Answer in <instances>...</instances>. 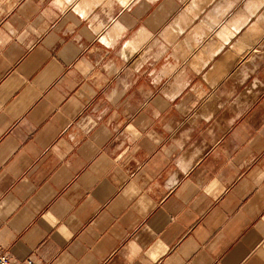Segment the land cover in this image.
I'll return each mask as SVG.
<instances>
[{
	"label": "crops",
	"instance_id": "obj_1",
	"mask_svg": "<svg viewBox=\"0 0 264 264\" xmlns=\"http://www.w3.org/2000/svg\"><path fill=\"white\" fill-rule=\"evenodd\" d=\"M94 14L104 18L101 9ZM115 15L133 32L144 25L151 33L135 37L141 51L127 62L118 50L103 49L73 10L55 12L50 0L0 2V28L10 22L16 31L0 33V202L7 209L0 213L7 243L0 250L15 263L29 256L38 264H264V182L255 179L264 171L260 0H140ZM89 60L93 71L81 76ZM108 60L114 68L105 72ZM121 79L133 85L127 93ZM186 83L169 104L164 93ZM112 89L117 97L109 105ZM105 107L85 135V117ZM129 123L154 131L162 143L144 139L136 151L124 141ZM186 129L191 139L178 153L172 141ZM165 148L172 149L167 159ZM195 148L190 175L166 191L172 160L191 157ZM213 175L227 189L219 199L197 190ZM129 180L138 181L146 213L125 195ZM57 217L62 223L53 226ZM65 224L71 238L61 232ZM136 238L144 251L127 247Z\"/></svg>",
	"mask_w": 264,
	"mask_h": 264
},
{
	"label": "clouds",
	"instance_id": "obj_2",
	"mask_svg": "<svg viewBox=\"0 0 264 264\" xmlns=\"http://www.w3.org/2000/svg\"><path fill=\"white\" fill-rule=\"evenodd\" d=\"M2 2V0H0ZM140 0H92L91 3H85L84 0H50V3L55 10V12L58 13H66L69 10H73L76 13L77 20L81 22H86L87 28L96 36L99 45L108 51L112 50H118L117 55L119 58L127 62L130 59V56L140 52L141 47L140 45L136 44L135 37L144 34L146 37H150L151 33L148 31V29L144 25H139L135 28L134 32L129 28L128 25L122 22L119 16L115 15V10H128L130 11L133 7L138 4ZM261 6L264 7V0H260ZM95 9H101L103 19L101 18V14H94ZM122 15V11H121ZM75 27V24L72 25ZM8 30L12 35H16V31L13 28V25L10 22H6L2 28H0V33L4 32V30ZM33 31H37L33 29ZM78 38V37H77ZM143 41L141 42V44ZM148 51H151V49H148ZM145 56H147V52L145 53ZM158 58V56H157ZM80 63H83V61L78 62L77 67L79 68ZM147 63L145 60L144 63L138 64L135 68V71L139 72ZM93 63L91 60L87 62V70L84 72H81L80 75L87 77L91 72L93 71ZM103 70L105 72H110L114 68V63L112 60H108V62L104 63L102 65ZM116 73L118 74L120 72L119 68L115 69ZM150 76L154 77L150 80V83L153 86H156L160 83L158 78H155V72L149 73ZM120 85L123 88V93H127L128 90L133 86L131 83L126 82L124 79L120 80ZM188 85L187 83L181 86L180 88H177L174 91L171 92H165L164 98L169 104L175 103L178 98L182 95V92L184 88H186ZM122 93V94H123ZM121 94V95H122ZM206 92H201L199 94V98L203 99L204 96H206ZM117 97V90L112 89L107 95H106V101L107 103L113 104ZM177 108L180 107L179 104L176 105ZM109 109L105 107L102 109L99 113L98 117H93L91 115L85 117L86 123L82 125V131L85 135L90 133L93 129L97 127V120L102 119L104 115L108 113ZM212 113L205 116V121H211L213 118ZM161 117V110L158 108L154 109L153 111V118L156 120H159ZM165 131H171L172 125L171 124H164L163 126ZM191 132L192 129H186L184 132L181 133L182 139H174L172 141L173 146L175 147L176 151L178 153H182L183 149L185 147V140L191 139ZM209 134L212 135L213 133L211 130L209 131ZM154 131H142L135 123H129L127 127L125 128V131L123 133L124 141L127 144L135 145L136 151H139L138 142L144 139L151 140L155 145L159 146L162 143V139H154ZM69 141L76 142L77 137L74 134H71L68 136ZM121 147L123 148L124 145L122 144ZM195 147V146H194ZM58 150V147H57ZM130 149L125 148L124 151L121 153V156L118 157V159L123 158L127 154V152ZM69 151L71 149L69 148ZM172 149L165 148L164 154L165 158H169L171 155ZM200 154V149L195 148L194 152L192 153L191 157H186L185 155H176L175 158L172 160L174 171L170 172L168 175L170 178H166L163 184V188L166 191H174L177 187L181 186V181L179 179L180 175H183L184 177H188L190 173L193 170V162L195 161L196 157ZM256 182L257 184L264 182V171H260L258 175L256 176ZM27 182V181H26ZM190 184L191 181H188ZM129 188L126 189L125 195H128L130 200L137 202V207L139 209H142L143 213H146L148 211V207H146L143 204V197L141 196V189L139 186V183L137 180H129L128 182ZM160 185L158 184V187ZM197 190L203 194L204 197L211 198V199H219V197L227 190L226 187L222 184L219 176L213 175L208 178V180L201 184L197 185ZM130 193V195H129ZM151 203V200H149V204ZM5 203L0 202V213L3 211H6ZM53 213L46 212V217H51ZM72 220H75V216L71 218ZM62 223V221L57 217L54 221L53 226H59ZM147 230L151 232L153 235L156 234V230L152 225H147ZM4 229L0 228V233H4ZM62 234L66 238H71L72 232L65 224L61 228ZM13 236H9L10 239H14ZM158 249L163 251L167 250V245L163 240H158L155 242ZM7 243L6 240L3 238V236H0V248L6 247ZM127 247L129 249H136L137 252H142L144 249L141 247L139 243V238L136 239H129L127 243ZM25 254V250L23 248L18 249V255L23 256ZM126 261H130L131 257H126ZM158 259L156 255L151 256V260L154 262Z\"/></svg>",
	"mask_w": 264,
	"mask_h": 264
},
{
	"label": "built area",
	"instance_id": "obj_3",
	"mask_svg": "<svg viewBox=\"0 0 264 264\" xmlns=\"http://www.w3.org/2000/svg\"><path fill=\"white\" fill-rule=\"evenodd\" d=\"M0 264H38L31 257H25L19 262L15 263L4 252L0 250Z\"/></svg>",
	"mask_w": 264,
	"mask_h": 264
}]
</instances>
